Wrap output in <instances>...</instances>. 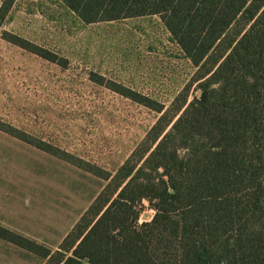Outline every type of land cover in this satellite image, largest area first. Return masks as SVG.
<instances>
[{
    "label": "trees",
    "instance_id": "trees-1",
    "mask_svg": "<svg viewBox=\"0 0 264 264\" xmlns=\"http://www.w3.org/2000/svg\"><path fill=\"white\" fill-rule=\"evenodd\" d=\"M59 1L85 25L158 16L202 83L154 110L46 264H264V0ZM142 201L154 215L139 224Z\"/></svg>",
    "mask_w": 264,
    "mask_h": 264
},
{
    "label": "rangeland",
    "instance_id": "rangeland-1",
    "mask_svg": "<svg viewBox=\"0 0 264 264\" xmlns=\"http://www.w3.org/2000/svg\"><path fill=\"white\" fill-rule=\"evenodd\" d=\"M200 73L158 16L85 25L59 0H15L0 25V264H46L154 110L199 97Z\"/></svg>",
    "mask_w": 264,
    "mask_h": 264
},
{
    "label": "crops",
    "instance_id": "crops-1",
    "mask_svg": "<svg viewBox=\"0 0 264 264\" xmlns=\"http://www.w3.org/2000/svg\"><path fill=\"white\" fill-rule=\"evenodd\" d=\"M162 23V22H161ZM163 25V24H162ZM164 26V25H163ZM165 28V27H164ZM173 43L176 45V43L173 41Z\"/></svg>",
    "mask_w": 264,
    "mask_h": 264
}]
</instances>
